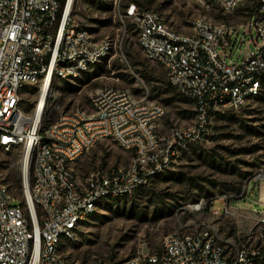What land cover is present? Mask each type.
I'll use <instances>...</instances> for the list:
<instances>
[{
  "label": "built area",
  "instance_id": "1",
  "mask_svg": "<svg viewBox=\"0 0 264 264\" xmlns=\"http://www.w3.org/2000/svg\"><path fill=\"white\" fill-rule=\"evenodd\" d=\"M233 12L244 0H197ZM74 0H0V145L21 147L27 157L23 200L0 182V264H256L263 241L232 248L208 226L174 230L159 252L124 259L73 260L63 251L81 223L106 200L135 195L180 155L203 143L214 119L238 111L260 94L264 79V0L246 23L243 40L253 50L229 62L241 27L195 19L187 30L169 25L161 11L130 4L124 16L135 23L144 56L165 67L169 83L193 99L195 120L163 132L166 107L137 98L130 89L107 86L91 96L90 108L65 111L46 129L41 114L20 107L22 89L55 78H76L112 50L109 38L95 39L72 19ZM230 51V53H229ZM103 139H113L133 156L127 165L98 168L79 180L73 164ZM24 173V172H23ZM17 201H20L17 204ZM226 210H228L226 208ZM220 215V209L214 210ZM264 225V217L260 219Z\"/></svg>",
  "mask_w": 264,
  "mask_h": 264
},
{
  "label": "rangeland",
  "instance_id": "2",
  "mask_svg": "<svg viewBox=\"0 0 264 264\" xmlns=\"http://www.w3.org/2000/svg\"><path fill=\"white\" fill-rule=\"evenodd\" d=\"M133 3L140 9L161 11L167 23L179 30L189 29L202 16L214 23L242 26L237 44L230 48L233 53L229 62L241 61L240 52L255 48L253 44L248 47L246 42L241 43L242 38L256 36L253 30L247 37L244 34L254 0H244L233 12H225L216 3L197 0H74L73 21L95 39L109 38L113 47L109 55L78 77L52 81L43 130L56 122L57 106L65 111L75 107L89 109L91 96L107 86L127 88L137 98L163 104V132L195 120L194 102L170 89L165 67L144 56L137 27L124 16L127 6ZM40 91V84L26 85L20 95L21 109L33 113ZM132 156V151L115 140L103 139L73 168L82 180L98 168L127 165ZM23 175L21 147L7 150L0 145V182L22 200ZM263 184L264 81L259 95L238 111L218 115L203 143L183 152L149 185L131 197L102 203L78 227L75 240L65 242L62 248L73 260H118L159 252L164 237L174 230L192 232L208 226L228 240L233 249L247 243L249 237L253 245L259 246L264 229L260 223L264 217ZM216 209H220V215L214 213Z\"/></svg>",
  "mask_w": 264,
  "mask_h": 264
},
{
  "label": "bare ground",
  "instance_id": "3",
  "mask_svg": "<svg viewBox=\"0 0 264 264\" xmlns=\"http://www.w3.org/2000/svg\"><path fill=\"white\" fill-rule=\"evenodd\" d=\"M50 85H48V83L45 84V86L42 87L41 91H40V97H39V102L36 106L35 111L37 110V113L41 114V110H42V105L45 99V96H47L48 91H49ZM28 169V160L26 156H23V172L26 175ZM199 208V207H198Z\"/></svg>",
  "mask_w": 264,
  "mask_h": 264
},
{
  "label": "trees",
  "instance_id": "4",
  "mask_svg": "<svg viewBox=\"0 0 264 264\" xmlns=\"http://www.w3.org/2000/svg\"><path fill=\"white\" fill-rule=\"evenodd\" d=\"M254 1H255V5H256L257 0H254ZM254 7H255V6H254ZM254 7H253V9H254ZM252 11H253V10H252ZM263 81H264V79H263ZM168 86H169L170 89H173L174 91L177 92V90L175 89V87H173V85H171L170 83H168ZM177 94L180 95V96H181L182 98H184V99H188V100H191L192 102H194L193 99H190V98H188V97H185V96L181 95V94L178 93V92H177Z\"/></svg>",
  "mask_w": 264,
  "mask_h": 264
},
{
  "label": "crops",
  "instance_id": "5",
  "mask_svg": "<svg viewBox=\"0 0 264 264\" xmlns=\"http://www.w3.org/2000/svg\"><path fill=\"white\" fill-rule=\"evenodd\" d=\"M262 189H264V184L262 185V187H261V190ZM258 194H259V196L261 195V193H260V190L258 191ZM260 199H261V197H260ZM264 200V199H263Z\"/></svg>",
  "mask_w": 264,
  "mask_h": 264
}]
</instances>
